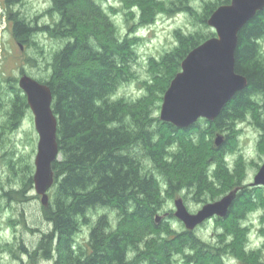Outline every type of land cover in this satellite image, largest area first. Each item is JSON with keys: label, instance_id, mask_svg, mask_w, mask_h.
<instances>
[{"label": "trees", "instance_id": "obj_1", "mask_svg": "<svg viewBox=\"0 0 264 264\" xmlns=\"http://www.w3.org/2000/svg\"><path fill=\"white\" fill-rule=\"evenodd\" d=\"M50 1L46 11L54 20L50 24H39L37 17L32 21L16 11L23 0H5L1 15L11 24L20 47H34L45 55L37 42L39 35L65 41L47 62L49 77L38 79L51 88L52 109L58 120L60 160L53 164L55 182L49 192L50 204L44 207L51 228L42 234L33 253L24 246L21 250L33 264L42 259L55 264H179L177 256H182L185 264L214 263L219 257L214 245L194 231L176 232L167 222L158 224L155 219L164 205V193L188 188L202 196L215 186L208 180L211 170L212 176L221 180L230 141L237 136V125L249 115L261 133L259 143H264V10L239 33L235 71L248 79V87L235 94L214 122L201 119L188 129H178L153 117L141 100L133 104L123 98L113 100L117 87L131 77L130 62L137 58L134 33L121 39L112 17L97 0ZM146 1L142 8L149 11L140 26L153 24L158 11L170 15L182 9L192 12L185 4L169 11L162 3ZM230 1L208 4L201 23L207 24L214 10ZM214 34L199 38L179 34L186 46L152 61L155 73H166L163 94L181 71L182 60ZM28 60L38 64L37 57ZM5 80L10 89L8 94L0 91V139L7 130L15 131L30 110L19 80ZM6 104L11 108L4 123L1 116ZM218 134L226 140L221 147L214 145ZM175 144L177 150H173ZM209 162L216 168L208 169ZM24 167L26 181L21 191L6 192L9 198L14 194L23 200L25 193L35 188L32 167ZM238 187L241 190L229 215L216 218L223 230L235 227L237 235L242 232L237 226L245 214L259 207L264 210V187L245 185L243 180H232L212 200ZM98 208L116 211L117 223H111L108 214L94 220L91 211ZM84 227H90V234L81 245L76 235Z\"/></svg>", "mask_w": 264, "mask_h": 264}, {"label": "rangeland", "instance_id": "obj_2", "mask_svg": "<svg viewBox=\"0 0 264 264\" xmlns=\"http://www.w3.org/2000/svg\"><path fill=\"white\" fill-rule=\"evenodd\" d=\"M3 1L0 0V91L8 94L10 88L5 79H20L23 70L34 79L46 80L51 73L47 62L50 63L53 53L59 50L65 41L39 35L37 42L44 49L45 55L40 54V51L34 47L21 48L14 37L11 24L1 17L4 11ZM153 1L162 3L169 11L177 7L182 8L185 4L191 7L193 13L184 9L171 15L166 11H158L155 12L153 24L140 26L144 13L149 11L142 8L146 0H97V3L112 17L121 39L131 36L132 32L134 33L132 37L137 38L135 43L137 58L134 62H130L131 77L117 87L113 100L123 98L132 104L141 100L142 104H148L153 117L160 118L163 104L161 99L164 97L161 85L165 83L166 73H155L151 66L152 61L155 59L158 62L164 55H172L175 50L184 48L186 45L181 44L179 34L185 37L194 35L195 38L207 36L211 32L216 34L215 29L201 23V19L208 4L224 0ZM50 4V0H23V4L16 6L15 10L32 21L37 17L39 24H50L54 21L46 13ZM261 43L264 49V40ZM29 56L37 57L38 64L29 61ZM6 103H9L8 99ZM10 108L11 106L6 104L1 116L4 123L8 119L6 116ZM236 131L237 136L230 141L232 145L226 155L227 165L221 168L223 172L220 176L221 180L212 176V170L208 171V180H212L215 186L202 193V196L195 195L194 189L189 190L182 186L180 191L174 193L168 188L170 191L164 193L165 202L161 207L162 210L157 214L163 217L161 222H167L176 232L187 231L184 224L174 215L177 198H183L189 211L196 213L203 205L217 201L228 194L227 192L218 199L212 200V196L223 193L232 180H243L245 185L254 182L253 179L264 164V143H259L261 133L255 127L250 115L246 121L237 125ZM38 139L31 109L25 112L15 131L7 130L0 139V264H33L31 258L21 249L24 246L33 253L39 245L42 234L51 228L44 217L41 197L36 194L34 188L25 193L23 200L14 194L12 198L5 195L11 190L21 191L20 188L23 187L28 174L24 166L29 164L34 176ZM172 147L173 150L178 148L176 144ZM199 154L202 155L200 152ZM10 159H13L14 163L10 164ZM147 166L151 168L149 161ZM207 168L216 167H212L209 162ZM162 188L165 190L164 184ZM102 214H108L114 225L117 223L116 211L108 208L91 211L94 220ZM221 224L215 218L193 230L199 238L217 248L219 257L212 264H264V210L261 207L251 210L239 221L237 227L242 232H238V235L237 232L235 233V227L223 230ZM89 234L90 227H84L82 232L76 235L77 243L85 245ZM176 260L179 264L183 263L182 256H177ZM37 262V264H55L53 261L43 259Z\"/></svg>", "mask_w": 264, "mask_h": 264}, {"label": "water", "instance_id": "obj_3", "mask_svg": "<svg viewBox=\"0 0 264 264\" xmlns=\"http://www.w3.org/2000/svg\"><path fill=\"white\" fill-rule=\"evenodd\" d=\"M263 10L264 0H231L214 10L207 24L215 29L216 34L194 47L182 60L181 71L171 81L163 97L162 122L178 129H188L200 119L214 122L235 94L248 87V79L235 71L239 33ZM18 80L19 87L27 96L39 135L34 189L43 206L48 207L49 192L55 182L53 164L60 160L56 139L58 120L52 109L53 93L49 85L28 74ZM225 142V136L218 134L214 145L221 147ZM253 180L252 187H264V164ZM240 190L238 187L221 199L203 205L196 213L189 211L183 198H177L174 215L188 231H193L214 218L227 217ZM161 219L163 217L157 216L155 221L159 223Z\"/></svg>", "mask_w": 264, "mask_h": 264}, {"label": "flooded vegetation", "instance_id": "obj_4", "mask_svg": "<svg viewBox=\"0 0 264 264\" xmlns=\"http://www.w3.org/2000/svg\"><path fill=\"white\" fill-rule=\"evenodd\" d=\"M4 3H5V0L3 1V4H2L3 6H4Z\"/></svg>", "mask_w": 264, "mask_h": 264}]
</instances>
